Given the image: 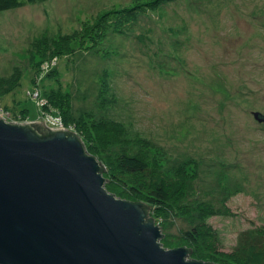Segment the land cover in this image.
Instances as JSON below:
<instances>
[{
    "label": "rangeland",
    "instance_id": "obj_1",
    "mask_svg": "<svg viewBox=\"0 0 264 264\" xmlns=\"http://www.w3.org/2000/svg\"><path fill=\"white\" fill-rule=\"evenodd\" d=\"M0 116L74 130L104 178L122 154L160 170L170 208L152 211L164 249L191 248L196 230L189 259L241 264L231 254L264 232V0H46L0 12ZM126 183L113 195L143 201Z\"/></svg>",
    "mask_w": 264,
    "mask_h": 264
},
{
    "label": "water",
    "instance_id": "obj_2",
    "mask_svg": "<svg viewBox=\"0 0 264 264\" xmlns=\"http://www.w3.org/2000/svg\"><path fill=\"white\" fill-rule=\"evenodd\" d=\"M67 131L0 116V264H212L164 249L145 209L107 192Z\"/></svg>",
    "mask_w": 264,
    "mask_h": 264
},
{
    "label": "trees",
    "instance_id": "obj_3",
    "mask_svg": "<svg viewBox=\"0 0 264 264\" xmlns=\"http://www.w3.org/2000/svg\"><path fill=\"white\" fill-rule=\"evenodd\" d=\"M45 1L46 0H0V12L15 10L27 5L43 3ZM31 126L36 127L40 130H42L43 128L41 126L38 127V125L35 124ZM66 133L69 135L76 134L74 130L67 131ZM75 136L80 141H82L78 134H76ZM82 146L85 154L93 157L96 160L95 156L87 151L83 143ZM116 166L117 172L112 173L111 177H103L104 180H106V184L104 185L106 191L110 192L112 195H116L114 189L115 187L113 186L114 184L115 186L119 185L121 187H124L127 184L126 180L132 182V184L129 185L128 188L130 190V194L140 196L141 200L143 201L129 203L141 205L146 211V221L153 222L154 225L159 228V222L157 220H161V218L155 217L152 208H155L158 211L161 210L169 212L170 197L168 190L170 181L162 176L160 170L153 171L143 160L135 156H128L124 154L120 155L117 159ZM99 167L100 174L102 176H105V168L101 164H99ZM138 178L142 179L139 180ZM120 195L123 196V194ZM196 232L197 231L195 230L186 234L187 241L191 246V248L188 249V254L186 257L187 261H192L188 257L193 253L194 248L201 245L202 237H200V235ZM161 239L159 240V243L163 247ZM168 247L169 249L178 248V246L171 245H169ZM231 255L235 257V259L238 260L241 264H264V232L261 233L258 231V234L256 232L248 233L247 239L242 240V242H240L239 248Z\"/></svg>",
    "mask_w": 264,
    "mask_h": 264
},
{
    "label": "built area",
    "instance_id": "obj_4",
    "mask_svg": "<svg viewBox=\"0 0 264 264\" xmlns=\"http://www.w3.org/2000/svg\"><path fill=\"white\" fill-rule=\"evenodd\" d=\"M47 120V124L45 123V124H43L45 127H47V128H49V129H55V128H57L58 126L57 125H55L54 123H49L48 122V119H46ZM59 125V124H58Z\"/></svg>",
    "mask_w": 264,
    "mask_h": 264
}]
</instances>
